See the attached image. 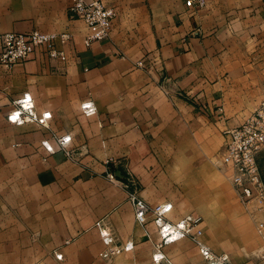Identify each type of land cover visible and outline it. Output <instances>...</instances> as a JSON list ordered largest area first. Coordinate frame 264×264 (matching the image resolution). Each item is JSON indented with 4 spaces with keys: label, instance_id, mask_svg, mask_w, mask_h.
Listing matches in <instances>:
<instances>
[{
    "label": "crops",
    "instance_id": "0c3cea01",
    "mask_svg": "<svg viewBox=\"0 0 264 264\" xmlns=\"http://www.w3.org/2000/svg\"><path fill=\"white\" fill-rule=\"evenodd\" d=\"M102 1L116 10L109 37L85 45L89 30L71 18V0H0V31L72 35L60 58L37 52L10 69L0 66V264H154L157 252L189 264L182 249L192 241L157 249L156 224L151 217L137 222L128 190L107 171L132 175L152 207L170 202L175 222L190 206L166 186L160 164L180 161L187 147L196 156L198 142L209 147L220 139L206 140L204 127L189 125V101L246 115L264 96V0H203L202 8L186 0ZM166 87L183 97L170 100ZM26 94L38 115L51 113L48 126L8 121ZM87 100L96 114L82 112ZM66 134L71 158L42 146Z\"/></svg>",
    "mask_w": 264,
    "mask_h": 264
},
{
    "label": "built area",
    "instance_id": "2783aa9c",
    "mask_svg": "<svg viewBox=\"0 0 264 264\" xmlns=\"http://www.w3.org/2000/svg\"><path fill=\"white\" fill-rule=\"evenodd\" d=\"M69 13L71 18L82 21L89 33L84 38V44L101 41L109 37L116 10L103 3L102 0H71ZM187 7L202 8L203 0H186ZM72 35L69 32H43L32 30L29 33H16L0 31V66L10 69L16 64L26 62L37 52H43L50 59L63 56L60 45L69 43ZM142 67V64H138ZM80 108L85 115L96 114L97 108L92 100L81 103ZM9 122L23 125L36 122L46 127L51 119L50 112L37 114L32 102V97L26 94L16 101L7 114ZM223 145L220 154V166L226 172L227 178L239 200L244 205H249L256 200L257 210L264 209V183L260 172L258 155L264 148V96L259 106L249 114L240 124L227 126L222 130ZM72 140L70 134L55 136L54 143L42 141V146L49 152L60 150L66 158L72 157V150L68 145ZM109 164V162H106ZM106 177L113 183L120 184L128 190V199L131 202L137 222L144 225L151 217L158 229L159 241L155 244L157 249L166 245L189 239L196 244L199 254L205 264H233L226 253L216 254L203 240L200 218L188 215L175 222L168 219L172 211V204L150 206L137 192L138 182L127 174L107 171ZM131 188H133L131 190ZM130 190V191H129ZM262 206H260V204ZM100 238L105 245L112 243L109 232L97 224ZM258 231L264 247V226L258 223ZM132 244H124L123 249L128 251ZM57 259H62V254L55 253ZM154 264H171L170 260L162 253L153 255Z\"/></svg>",
    "mask_w": 264,
    "mask_h": 264
},
{
    "label": "rangeland",
    "instance_id": "374dc122",
    "mask_svg": "<svg viewBox=\"0 0 264 264\" xmlns=\"http://www.w3.org/2000/svg\"><path fill=\"white\" fill-rule=\"evenodd\" d=\"M163 91L166 96H170V100L176 95L183 97L178 90L171 91L166 87ZM189 102L195 107V114L189 125L193 129L197 124L204 127L206 140L212 135L216 138L220 135V139L218 143L211 141L209 147L198 142L196 156L190 147L182 148L180 161L160 164V171L168 175L165 184L179 195L180 205L190 206L181 218L193 215L201 219V239L214 253L228 254L233 264H264V247L258 231V223L264 226V209L257 210L256 200L249 205H244L239 200L219 163L223 145L222 130L227 124H240L249 114L225 115L221 106V110L214 111V107L210 108L201 98ZM180 118L182 123L188 120L184 114ZM181 143L183 147V140ZM161 145L166 151L171 147L167 143ZM184 156L194 160L187 162ZM258 162L264 183V148L258 155ZM190 190L195 193L188 194ZM167 203L171 204L165 202ZM191 244L192 247L182 249L183 255L191 256L190 259L187 258L188 263L205 264L198 256L195 257L193 247L197 246L193 242Z\"/></svg>",
    "mask_w": 264,
    "mask_h": 264
},
{
    "label": "bare ground",
    "instance_id": "6f19581e",
    "mask_svg": "<svg viewBox=\"0 0 264 264\" xmlns=\"http://www.w3.org/2000/svg\"><path fill=\"white\" fill-rule=\"evenodd\" d=\"M168 204V203H167Z\"/></svg>",
    "mask_w": 264,
    "mask_h": 264
}]
</instances>
